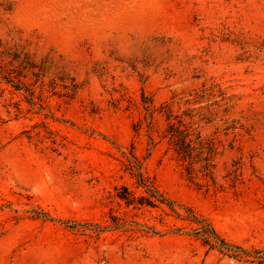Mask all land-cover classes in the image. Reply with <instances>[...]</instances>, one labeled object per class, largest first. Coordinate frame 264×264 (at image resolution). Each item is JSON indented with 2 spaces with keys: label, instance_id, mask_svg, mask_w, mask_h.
<instances>
[{
  "label": "rangeland",
  "instance_id": "rangeland-1",
  "mask_svg": "<svg viewBox=\"0 0 264 264\" xmlns=\"http://www.w3.org/2000/svg\"><path fill=\"white\" fill-rule=\"evenodd\" d=\"M15 52L44 66L32 95L0 79V264H264V0H0ZM179 120L213 180L179 162Z\"/></svg>",
  "mask_w": 264,
  "mask_h": 264
},
{
  "label": "trees",
  "instance_id": "trees-1",
  "mask_svg": "<svg viewBox=\"0 0 264 264\" xmlns=\"http://www.w3.org/2000/svg\"><path fill=\"white\" fill-rule=\"evenodd\" d=\"M8 55V58L4 55L3 57L0 56V79L7 84L13 85L16 90L25 88L26 92L32 95V90L26 87L24 81L27 79L28 75L35 78L41 76L42 68L44 66L43 63H38L34 57L28 53L19 52V54H17V52H15ZM42 77L44 76L42 75ZM191 136L190 126L184 124L182 120H179L175 125H170L166 134L169 144L172 146L179 162L182 163V166L187 169L189 174L193 173L194 164L201 163V171H203L204 176L210 177L213 180L214 157L217 155L216 148L213 143L204 141L199 135L194 138L195 142H193ZM132 158L134 159V162H136L134 163L133 170L135 171V177L137 178L139 185L145 188L155 201L165 203L174 216L182 217L181 214L176 211L171 202H168L162 195H159L154 184L148 181L141 172V165L138 160L134 156H132ZM122 190L125 194H122L119 197L127 204L138 203L139 205L146 204L151 207H157L154 201L148 200L145 202L143 197L137 198L129 194L126 188L123 187ZM184 209L187 216L186 218L181 219L190 221L199 226V235L205 245H222L223 247H228L209 223L190 208Z\"/></svg>",
  "mask_w": 264,
  "mask_h": 264
}]
</instances>
